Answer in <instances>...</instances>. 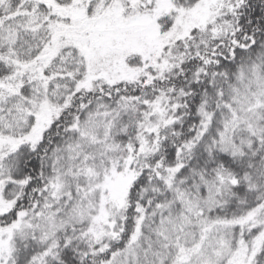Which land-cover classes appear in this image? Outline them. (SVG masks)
<instances>
[{
  "label": "snow or ice",
  "instance_id": "obj_1",
  "mask_svg": "<svg viewBox=\"0 0 264 264\" xmlns=\"http://www.w3.org/2000/svg\"><path fill=\"white\" fill-rule=\"evenodd\" d=\"M0 264H264V0H0Z\"/></svg>",
  "mask_w": 264,
  "mask_h": 264
}]
</instances>
